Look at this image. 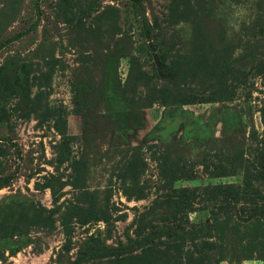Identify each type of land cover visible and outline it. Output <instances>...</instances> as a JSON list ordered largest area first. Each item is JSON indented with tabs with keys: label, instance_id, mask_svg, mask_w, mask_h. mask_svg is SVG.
<instances>
[{
	"label": "rangeland",
	"instance_id": "1",
	"mask_svg": "<svg viewBox=\"0 0 264 264\" xmlns=\"http://www.w3.org/2000/svg\"><path fill=\"white\" fill-rule=\"evenodd\" d=\"M181 3L0 0V68L15 78L25 66L34 83L28 96L0 95V143L16 145L0 158V178L15 174L0 189V217L12 207L19 231L0 238V264H72L80 255L82 264H126L141 240L167 247L157 264L198 258L204 241L215 245L204 264H264V216L247 223L239 207L213 215L206 196L191 212L171 204L186 188L242 185L264 164V0ZM111 55L122 102H159L130 129L104 100ZM191 96L215 101L174 104ZM170 163L191 164L195 178L173 182ZM34 207L54 211L50 226L35 222ZM176 227L183 238L163 234ZM199 227L207 231L195 235Z\"/></svg>",
	"mask_w": 264,
	"mask_h": 264
},
{
	"label": "trees",
	"instance_id": "2",
	"mask_svg": "<svg viewBox=\"0 0 264 264\" xmlns=\"http://www.w3.org/2000/svg\"><path fill=\"white\" fill-rule=\"evenodd\" d=\"M182 5L181 0H174V8L178 10L179 7ZM198 28V24L195 25V29ZM161 67H166V61L164 56L160 59ZM117 67L118 62L115 56L111 55L107 59L104 72H103V96L107 107L113 111L114 116L116 117L117 124L122 129H130L132 125H139L141 124V110L145 108H150L154 105H157L159 102L155 98H149L148 100L143 103L142 106H129L122 102L121 100V84L119 81L116 80L117 76ZM20 74L15 76V78L10 77L7 73L3 72L4 68H0V95L2 93H23L27 96L29 95L30 88L33 86L34 83H30V78L28 71L25 66L19 67ZM143 77H141L142 79ZM213 99L202 98L199 99L196 96H191L186 98L182 101H178L174 104H197V103H208L214 102ZM169 101L163 100L162 106L168 104ZM58 122H61L60 117H58ZM262 125L264 127V113L262 114ZM63 125L57 123L56 128L59 133L63 134L61 128ZM13 143H0V158H7L9 156V147L16 146L12 145ZM258 167L254 166L253 170H247L243 174V181L242 185H229V186H221L215 185L211 187H204L201 190L193 189L190 190L188 188L180 190L177 192V200L172 201L171 204L174 206H178L177 208H182V206H186L188 212L193 210V205L195 204L196 200H200L203 196H206V200L208 203L211 204L213 207H217V211L215 209H211V214H216V212H220L222 214H230L232 211L227 208L239 207L238 213L241 215L245 222H249L250 220L254 219L259 222V219L256 218L264 216V195L260 192L258 188H256L255 183H263L264 184V164L262 165L263 159L259 158L257 160ZM144 165V164H143ZM175 165L174 163H170L169 166L164 169L165 172H172V181L175 182L177 180H192L196 176L195 168L191 164H186L182 167H175L173 171H171V166ZM140 167L139 164H134L130 167V171L136 172V170ZM205 170H208V167H204ZM134 177L137 175L135 173ZM178 174V175H177ZM221 176V175H220ZM15 178V174H10L0 178V189L9 186L12 183L13 179ZM144 197L143 193L138 195V198L141 199ZM263 202V203H262ZM35 208V207H34ZM179 208V210H180ZM35 212L33 213V219L35 222L38 220L44 221L45 224H51L52 217L54 215L53 210L41 209H34ZM9 211V212H8ZM12 207L7 208V212H4L3 215L0 217V238L1 239H11L15 236V233L18 230V220L14 219V215L12 214ZM48 213V214H47ZM205 228H197L195 235H197L204 230ZM172 230V232H171ZM181 227H176L174 229L168 228L166 233H163L165 236H169L172 239L176 236L178 238H183V234L179 231ZM207 230L205 229L204 232ZM176 232V233H175ZM158 233V232H157ZM176 234V235H175ZM195 237L193 238V240ZM138 245L141 248V252L137 253L129 258L126 264H157L163 258L167 256L166 249L160 250L156 249L153 250L150 246L145 247L146 245L142 244V240L139 241ZM142 244V245H141ZM147 244V243H146ZM150 244H152L150 242ZM181 245L177 247L180 249ZM194 247L197 248L196 245ZM215 245L208 241L202 242L201 248H197L200 254V257L195 258L192 254L187 253L185 258L186 262L184 264H204L206 261L207 256L204 255V252H208L213 250ZM81 255L79 259L74 261L72 264H82ZM264 260V256L260 255V258Z\"/></svg>",
	"mask_w": 264,
	"mask_h": 264
}]
</instances>
